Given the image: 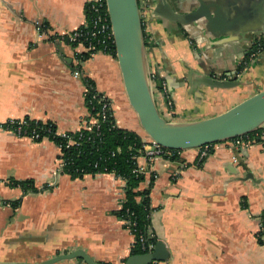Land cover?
I'll use <instances>...</instances> for the list:
<instances>
[{
	"label": "crops",
	"instance_id": "obj_1",
	"mask_svg": "<svg viewBox=\"0 0 264 264\" xmlns=\"http://www.w3.org/2000/svg\"><path fill=\"white\" fill-rule=\"evenodd\" d=\"M166 1L182 12L201 7L209 17L182 27L152 15L157 0H148L147 66L167 85L170 110L161 93L154 94L166 121L210 118L264 90V52L238 70L264 32V0ZM86 5L87 0H0V125L29 118L53 123L58 134L76 132L88 116V78L110 101L116 126L145 138L116 59L96 53L78 64L83 47L57 41L85 24ZM206 71L237 85H201ZM59 152L47 139L34 142L0 129V264H41L76 249L99 263L124 264L134 237L113 212L121 208L125 182L113 174L53 177ZM198 153L181 151L178 161L162 158L151 165L143 156L136 159L144 175L139 190L153 179L150 229L170 253L157 263L264 264L258 223L264 213V136L238 151L227 141L216 143L201 167ZM248 174L254 181L240 180ZM9 179H32L38 190L50 189L23 196L12 210L4 203L22 191L8 186Z\"/></svg>",
	"mask_w": 264,
	"mask_h": 264
},
{
	"label": "water",
	"instance_id": "obj_2",
	"mask_svg": "<svg viewBox=\"0 0 264 264\" xmlns=\"http://www.w3.org/2000/svg\"><path fill=\"white\" fill-rule=\"evenodd\" d=\"M108 20L114 40L116 61L121 73L126 97L146 135L145 140L168 150L185 151L198 149L207 144L225 142L248 135L264 126V90L245 99L219 115L192 123H169L161 115L154 100L151 71L147 66L146 42L138 0H105ZM174 8L166 0H157L152 15L162 20L186 27L201 18L209 20L201 7ZM157 80L158 73L153 72ZM206 71L201 85L216 88H231L237 85L215 78L217 74ZM253 180L252 175L240 179ZM254 181V180H253ZM170 253L161 238L153 250L142 255L131 256L124 264H151L163 262ZM78 260L84 264H104L94 261L82 249L59 254L41 264Z\"/></svg>",
	"mask_w": 264,
	"mask_h": 264
},
{
	"label": "trees",
	"instance_id": "obj_3",
	"mask_svg": "<svg viewBox=\"0 0 264 264\" xmlns=\"http://www.w3.org/2000/svg\"><path fill=\"white\" fill-rule=\"evenodd\" d=\"M254 49L253 46L252 51ZM105 54L116 59L113 45L109 46ZM88 58L87 54L81 55V61H85ZM248 60L247 57L244 61ZM242 67L243 65L238 70H241ZM83 82L90 89L85 96L86 107L91 117L99 118L98 128L93 126L90 130L81 129L79 132H68L62 136L58 134L56 126L51 122L25 118L26 126L24 131L28 135L32 133L38 135L37 139L32 140L34 142H41L47 139L59 147L58 160H62L64 164L62 174L68 175L71 179H81L85 175L113 174L125 182L123 189L124 199L121 208L113 212V214L120 220L129 221L130 227L133 228L131 233L134 241L129 257L145 254L148 252L150 245L154 247L157 242L156 236L150 229V217L153 209L150 205L149 194L153 179L147 189L139 190L140 184L144 181V175L138 169L136 159L143 155L144 148L149 140H145V135V138H143L135 131L118 128L111 108L106 110V118L102 120L100 117L103 105L101 94L96 91L95 85L90 79L83 78ZM107 103L110 104L108 99ZM262 136H264V129L261 128L242 136V138H249L256 142ZM70 141L75 143L71 144ZM170 152H172V156L169 160L178 161L177 153L180 151L171 150ZM203 163L196 161V166L201 167ZM7 185L13 188L18 187L22 191V196L19 199L4 203V205L8 204L12 210L20 207L23 196L50 189V187L44 186L41 190H38L32 179H9ZM262 216L264 218V213ZM125 227L127 228L128 226L125 225ZM150 234L153 235L152 238L148 237ZM141 236L143 241H141ZM260 237L263 238L262 234ZM143 246L145 249H143ZM151 264L158 263L153 262Z\"/></svg>",
	"mask_w": 264,
	"mask_h": 264
},
{
	"label": "built area",
	"instance_id": "obj_4",
	"mask_svg": "<svg viewBox=\"0 0 264 264\" xmlns=\"http://www.w3.org/2000/svg\"><path fill=\"white\" fill-rule=\"evenodd\" d=\"M138 1H139L144 37L146 41V39L149 38L150 36L149 34H151L150 32L151 30L149 26L151 6L149 5L148 0H138ZM86 9H87V18L85 24L74 31L65 33L57 37V41L72 47H83L84 53L87 54L89 57L95 55L96 53L105 54L108 51L110 45L114 46V40L108 20L106 2L105 0H87ZM44 32L45 31H43L41 28L39 29V33H38L39 39L42 38ZM263 43H264V32L259 34L255 39L253 44L255 49L250 52L248 56L249 60L241 62L239 66L241 65L246 66L250 61L254 60L257 56L262 54L264 52ZM75 55L77 57L78 53H76ZM76 60L78 64L81 63V59L77 58ZM76 70L75 72L79 74V71ZM151 79H152L154 94L161 93V95L165 99V105L167 109L170 110L173 107V103L168 95L166 83H164L163 81H158L153 72L151 73ZM89 90L90 89L88 85L84 83V98L89 92ZM101 100L103 101V105H102V113L100 114V117L102 120H105L106 110L110 109L111 107L110 104L107 103V98L105 96L101 95ZM99 122H100L99 118L91 117L90 114L88 113V116L82 121V124L80 128L77 130V132H79L81 129L90 130V128L93 126H96L98 128ZM25 126H26L25 119L9 120L1 124L0 129L12 133L16 137H26L31 140L37 139L38 137L37 134L34 133H32L31 135L26 134V132L24 131ZM262 129H264V126L262 127ZM64 134H59V135L64 136ZM70 143L74 144L75 142L70 141ZM252 143H254L253 140L242 137L229 140L228 142L229 146L235 149L236 151H238L239 149L247 148ZM212 147H213L212 144H207L198 148L199 153H198L197 162H203L210 155ZM170 151L171 150L165 149L164 147L149 141L144 148L143 155L141 156H143L146 159V161L151 165L158 159L164 158L166 160H169V158L172 156V152ZM180 152H178L177 155H179ZM234 162H236V160H234ZM63 167L64 164L62 160H59L56 170L53 172V177H57L59 174H62ZM138 169L140 170L139 167ZM5 206L9 207L8 204H6ZM262 215L263 214H261L258 217V223H259V232L260 234H262L264 238V223H263L264 218ZM124 224L128 226L127 228L131 232L133 228L130 227V222L124 220ZM152 236L153 235L150 234L148 237L152 238ZM140 238L141 241H143V237L141 236ZM143 249H145L144 246ZM152 250H153V245H150L147 253L151 252Z\"/></svg>",
	"mask_w": 264,
	"mask_h": 264
},
{
	"label": "rangeland",
	"instance_id": "obj_5",
	"mask_svg": "<svg viewBox=\"0 0 264 264\" xmlns=\"http://www.w3.org/2000/svg\"><path fill=\"white\" fill-rule=\"evenodd\" d=\"M145 135V134H144ZM145 137H146V135H145ZM147 139V138H146ZM149 140V139H148Z\"/></svg>",
	"mask_w": 264,
	"mask_h": 264
}]
</instances>
